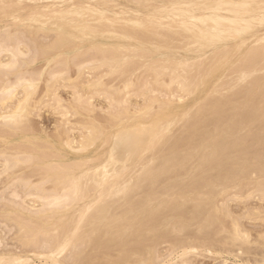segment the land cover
I'll use <instances>...</instances> for the list:
<instances>
[{"label": "bare ground", "instance_id": "6f19581e", "mask_svg": "<svg viewBox=\"0 0 264 264\" xmlns=\"http://www.w3.org/2000/svg\"><path fill=\"white\" fill-rule=\"evenodd\" d=\"M68 46L96 53L76 71L105 65L123 85L27 70L37 56L52 67ZM135 58L150 60L139 78ZM262 72L264 0H0V137L17 148L1 154L14 189L0 221L23 248L0 238V264H196L204 252L264 264V234L252 240L242 222H264ZM44 73L52 83L36 100ZM64 82L72 104L56 89ZM94 96L109 102L107 126ZM44 105L94 121L79 137L64 122L48 142L30 127ZM251 199L259 206L236 217L231 205ZM251 244L262 246L253 261Z\"/></svg>", "mask_w": 264, "mask_h": 264}, {"label": "rangeland", "instance_id": "374dc122", "mask_svg": "<svg viewBox=\"0 0 264 264\" xmlns=\"http://www.w3.org/2000/svg\"><path fill=\"white\" fill-rule=\"evenodd\" d=\"M45 43L44 42V40H42V39H40V41H38V43ZM32 47H33V45H31ZM32 47H30V50H32L33 51V49H35V46L32 48ZM23 48H25L24 46H23ZM105 49V48H104ZM74 51V49H73V47H71V46H68L67 48H65L64 50H63V52H61V53H59V54H57V56L55 55H53L55 58H54V61L52 62V67H51V63H50V65H48V60H49V58L47 57H43V56H37L36 57V61L33 63V64H31V65H29V67H27V70L28 71H30L31 72V70H32V72L34 71H36V69H37V72H42V71H44V68H45V70H48V69H53L54 67H56V68H58V70L57 71H61V70H63L64 71V69H67V71L69 72V74H68V72H66V70L63 72V74L66 76L67 74L70 76V77H72V79H80V80H82V81H84V82H86L87 80H90V79H92V81L93 82H95V81H97L98 79H100L102 82H104L105 84L107 83L108 85L109 84H111V82H112V84L111 85H116L117 87H121L122 85H123V83H124V80L122 79V82L120 81L121 79L118 77V76H116L117 74H116V72H114V73H111V74H109V72H108V68L107 67H105V65L103 66H99L98 67V69L97 70H91V69H87V68H84L82 71H80L79 72V70H77L76 71V69L75 68H77V64H79V63H83V62H85L88 58L90 59V58H93L95 55H96V53L93 51H87L86 49H84V51H81L80 53L79 52H77V53H74L73 52ZM90 52V53H89ZM84 53V54H83ZM211 53V54H210ZM218 52H209V54H207L206 55V57H205V60L207 61H205V65H207V64H209L213 59H214V57L216 56V54H217ZM54 54V53H53ZM83 54V55H82ZM50 55H52V54H49V57H50ZM196 54H194L193 55V57L194 58H190V59H188V60H190V61H198V56L196 55ZM33 57V54L32 55H30L29 57H28V59L30 60V57ZM184 56V55H183ZM31 57V58H32ZM96 57V56H95ZM7 58H5L4 60H6ZM27 59V58H26ZM27 59V60H28ZM71 59H74V60H71ZM136 59V60H135ZM134 60H135V62L136 63H138V65H139V68H140V70L138 71L139 72V74L136 72V73H134V75H133V77L135 76V78H139L141 75H143V72H144V68H145V66L146 65H148L149 64V59H141V58H135ZM148 60V61H147ZM60 62V63H59ZM63 62H64V64H63ZM67 63V64H66ZM44 65H45V67H44ZM56 65V66H55ZM62 65V66H61ZM66 65V66H65ZM97 65H99V64H97ZM165 65H169V63L168 64H165ZM54 66V67H53ZM142 66H143V68H142ZM47 67H48V69H47ZM60 67V68H59ZM103 67V68H102ZM30 70H29V69ZM43 68V69H42ZM105 68V69H104ZM40 69H42V70H40ZM55 69V68H54ZM60 69V70H59ZM71 69V70H70ZM78 69V68H77ZM107 69V71H105ZM86 70V71H85ZM49 71V70H48ZM45 72H47V71H45ZM62 72V71H61ZM75 72V73H74ZM93 72V73H92ZM103 72V73H102ZM105 72V73H104ZM107 72V73H106ZM73 73V74H72ZM84 73V74H83ZM101 73V74H100ZM46 73H44L43 75L45 76V77H43L42 76V80L40 81V85L38 86V91H37V93H36V96H35V99L36 100H38V99H40V98H42V97H44L45 95H46V90H47V84H51L52 82H49V75L48 74H46V75H48V76H46L45 75ZM72 74V75H71ZM137 74V75H136ZM262 75L264 74V72H262L261 73ZM63 75V76H64ZM100 75V76H99ZM75 76V77H74ZM98 76V77H97ZM113 77V78H112ZM115 77V78H114ZM167 77V78H166ZM164 79H165V81H168L170 78L168 77V76H166ZM117 78V79H116ZM84 79V80H83ZM113 81H112V80ZM115 79L117 80V83H116V81H115ZM150 80H152V78H149ZM86 80V81H85ZM110 81V82H109ZM119 82V83H118ZM122 83V84H121ZM66 83L64 82L61 86H58L56 89H57V91L59 92V94H60V96L63 98V99H65L69 104H72L71 102L72 101H70V100H73V98H74V90H73V88H72V90H71V87H64L63 85H65ZM63 86V87H62ZM156 86V87H155ZM155 86H153V87H151L152 89H156V91H159V89H160V93L162 92L164 95L167 93V91H168V93H171V92H174V90H175V88L173 87L172 89H165V88H162V87H160V86H158V85H155ZM160 87V88H159ZM110 90H112V88H110ZM148 90V89H147ZM162 90H164V91H162ZM19 91H20V93L22 92L20 89H19ZM19 91H18V93H19ZM80 92H82V94H84V95H86V94H89L90 93V90L89 89H86V88H80V90H79ZM162 93H161V95H162ZM156 94H158V92L156 93ZM19 96H21L20 94H18ZM149 96H151V94H149ZM156 96H160V94H158V95H156ZM141 99L143 100V98H135V97H133V98H131V101L133 102H137V103H139V104H142V102L143 101H141ZM192 98H186L185 99V101L184 102H186L185 104L186 105H194L195 104V102L193 101V100H195V99H192ZM47 100H48V98H47ZM46 100V101H47ZM105 99H103V97H98V96H94V100H93V103H94V105L96 106V107H92V108H94V109H97V111L95 110V112H96V114H92L93 116H94V118H95V116H97L98 118H100V120H98L99 121V125L100 126H107V124H109V123H107L108 121H106V119L105 118H107V117H109V114H108V111L110 110V108L109 107H106V106H109V102L108 101H104ZM196 101V100H195ZM108 102V103H107ZM141 102V103H140ZM189 102H190V104H189ZM192 102V103H191ZM197 102V101H196ZM46 105H47V103H46ZM104 108H106V109H104ZM43 107V106H42ZM41 107V109L40 110H38V111H36L35 113H34V115L33 116H31L32 118L30 119V127H32L33 128V130L34 131H39V132H42V133H47V137H45V139L48 141V142H51V141H53V140H55L56 139V135L58 134V132H60L61 130H63V128H64V126H65V123H67L68 125H66L67 127L69 126V127H76L73 131H72V133H73V135H75L76 137H79L80 135H81V128H82V126H83V124L84 123H88V122H92V121H94V119L90 116V117H88L89 115H87V114H85V112L86 111H84V110H81L80 112V114H78V115H75V109H74V112H73V109L71 110V113L69 114L70 116H72V117H70L69 115H67L66 117H63L61 114H58L56 111L54 112V110H51V108H50V106H45L44 105V108H42ZM100 108V109H99ZM104 110H106V111H104ZM109 108V109H108ZM101 109L103 110V111H101ZM100 110V111H99ZM111 111V110H110ZM99 112V113H98ZM101 112V113H100ZM75 116H74V115ZM59 115H61V116H59ZM100 116V117H99ZM107 116V117H106ZM63 117V118H62ZM60 118H62V119H64V120H62V119H60ZM66 118H68L67 119V122L65 121V119ZM71 118V119H70ZM87 118V119H86ZM90 118H92V119H90ZM103 118V119H102ZM79 119V120H78ZM86 119V120H85ZM102 120V121H101ZM80 121H82V122H80ZM83 121H85V122H83ZM104 121H106V123H104ZM60 122V123H59ZM65 122V123H64ZM102 122V123H101ZM78 123H81V124H78ZM83 123V124H82ZM0 124H2V123H0ZM64 126H63V125ZM72 124H74V125H72ZM102 124V125H101ZM71 125V126H70ZM2 126H3V124H2ZM2 126H0V130H2ZM179 126H181V125H179ZM3 127H5V126H3ZM63 127V128H62ZM79 127V128H78ZM6 128V127H5ZM5 128H3V131H5L6 133L7 132H10V135H8V136H13V131L11 130H7V129H5ZM178 128H180V127H178ZM41 129V130H40ZM44 129V130H43ZM76 130V131H75ZM80 132H79V131ZM38 133V132H37ZM45 133V134H46ZM7 134H9V133H7ZM17 133L16 132H14V135H16ZM50 137H51V139H50ZM1 139H2V141H1ZM5 138H1L0 137V172H2L4 169L2 168V166H4L3 165V157L1 156V154L2 153H7V152H9V153H7V154H12V153H15L16 152V146H15V144L14 145H10L9 144V146H7V144H5L4 143V140ZM4 140V141H3ZM35 141V140H34ZM37 141V143H39V144H42V140H40V142H38V140H36ZM2 165V166H1ZM256 166V165H255ZM23 167H27V166H23ZM31 168V167H30ZM32 169V168H31ZM34 169V168H33ZM32 169V170H33ZM2 170V171H1ZM26 170V172L28 173V172H30V169L28 170V169H25ZM24 172V171H23ZM18 173V172H17ZM15 174V176H13V177H17L16 175H20V174ZM8 175V174H7ZM13 177H11V178H13ZM2 178V179H1ZM1 178H0V193L3 195L4 194V196L3 197H1L0 196V198L2 199V198H4L5 197V195L6 196H8V200L9 199H13V198H10V197H12V196H10V193H12V191H13V186L11 187V183H10V178L8 179L7 178V176H6V174H3L2 176H1ZM6 178H7V180L9 181H6ZM14 179V178H13ZM35 180H36V178H35ZM11 181H12V179H11ZM7 182L8 183H10V184H8L7 185ZM50 185H48V187H49ZM9 187V188H8ZM12 188V189H11ZM9 189H11V190H9ZM6 190V191H5ZM0 194V195H1ZM30 199L31 198H27L26 199V201H30ZM10 200V201H11ZM1 201V203L3 202L4 204L7 202H10V201H7V198L5 199V200H0ZM18 201V200H17ZM252 201V202H251ZM19 202H20V200H19ZM11 203V202H10ZM241 205H243V203H234V204H232L231 206L233 207V212H234V214L236 215V217L237 216H241V215H243L245 212H247L248 210H253V208L255 209L256 208V206L258 207L259 206V203H258V201L256 200V199H251V200H249L245 205H243V206H241ZM251 205V206H250ZM2 206V205H1ZM246 207L248 208V209H246ZM246 209V210H245ZM243 213V214H242ZM2 221V220H1ZM0 221V238H1V241H2V243H3V245H2V247H5L6 249H9V250H13L14 249V251H16V249H19V251L20 250H22L23 248H21V246L19 245V243L18 242H16L15 241V239H14V234H15V232H17V230L13 227V225L12 224H8V225H11V226H7L6 225V222H1ZM242 222H243V224H245V226H246V228L247 229H249V231L251 232V238H252V240H258L259 238L258 237H260V234H264V222H263V224L258 220V222L257 221H253V220H249V219H247V218H243V220H242ZM254 222V223H253ZM11 227V228H10ZM13 229V230H12ZM12 230V231H11ZM256 234H259V235H256ZM3 239V240H2ZM15 245V246H14ZM255 244H251V251H253V253L251 252V255H247V256H244L243 257V259H248V257H249V259L251 260L252 259V261H253V259H255V256H254V253H259V252H261V248H262V246L261 245H259V246H261L260 248H259V250L258 249H255V248H258L256 245L254 246ZM163 246V245H162ZM161 246V247H162ZM1 247V248H2ZM163 248H166V246L164 245V247ZM163 248H161L160 250H161V255H165V251L167 250V248H166V250H164ZM253 248H254V250H253ZM18 251V250H17ZM204 251H200V252H197L199 255L200 254H202ZM205 253V254H204ZM202 255L204 256V258H203V256L201 255L200 257H198V258H196V264H222V262L224 263V262H226L227 264H228V262L230 263V264H241L242 262H243V260H242V258H239V259H235V258H233V257H229V256H227V255H225V256H220V255H217V254H208V253H206V252H204ZM206 255V256H205ZM209 255H211V256H209ZM215 256V257H214ZM217 256V257H216ZM254 256V257H253ZM213 257V258H212ZM252 257V258H251ZM256 258H259V257H256ZM202 261V262H201ZM219 261V262H218ZM221 261V262H220ZM239 261V262H238ZM174 262V261H173ZM172 262V264H176L175 262H180V260L178 259H175V262L173 263ZM200 262V263H199Z\"/></svg>", "mask_w": 264, "mask_h": 264}]
</instances>
